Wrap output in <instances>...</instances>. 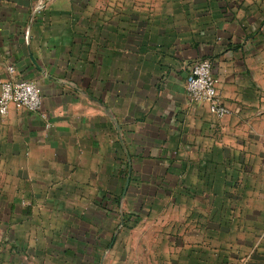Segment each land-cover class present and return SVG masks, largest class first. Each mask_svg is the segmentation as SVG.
I'll return each instance as SVG.
<instances>
[{
    "label": "crops",
    "instance_id": "0c3cea01",
    "mask_svg": "<svg viewBox=\"0 0 264 264\" xmlns=\"http://www.w3.org/2000/svg\"><path fill=\"white\" fill-rule=\"evenodd\" d=\"M202 59L227 116L187 98ZM9 65L42 103L0 116V264H264V0H0ZM157 216L180 243L122 260Z\"/></svg>",
    "mask_w": 264,
    "mask_h": 264
},
{
    "label": "built area",
    "instance_id": "2783aa9c",
    "mask_svg": "<svg viewBox=\"0 0 264 264\" xmlns=\"http://www.w3.org/2000/svg\"><path fill=\"white\" fill-rule=\"evenodd\" d=\"M6 70L8 77L0 82V116H5L10 106L38 112L42 99L35 83L16 78L12 65L7 66ZM185 89L188 100L191 103H205L211 115L221 118L230 114L220 99L218 80L208 59L199 60L191 66Z\"/></svg>",
    "mask_w": 264,
    "mask_h": 264
},
{
    "label": "rangeland",
    "instance_id": "374dc122",
    "mask_svg": "<svg viewBox=\"0 0 264 264\" xmlns=\"http://www.w3.org/2000/svg\"><path fill=\"white\" fill-rule=\"evenodd\" d=\"M263 175H264V173H263ZM235 206H237V208H238L241 206V204H237V205H233V206L231 204H228V205L217 204L218 210H220L221 213H225V214L229 212V209H231V207H235ZM245 208H247V212L249 213V218L253 219V220L249 219V221H254V223L261 224L260 220L257 221V215H258L260 209H262V206H261L260 202L259 203L257 202L256 197L252 200V203H250L248 205V207H245ZM233 211H235L234 208H233ZM159 219H160V216H157V219H154V220L153 219H147L145 221L144 220L139 221L140 224L137 225L138 228L136 229V231H134L133 233H128V232L124 231L125 234H122L121 236H119L120 243L122 244V247H123V251L120 252L122 260L132 259L133 261L137 260V262H140L143 259L146 260V258H148L150 256V252L146 251V249L148 247H150V249H154V251L151 253L153 258L161 257L162 254L160 252V249L157 250L156 246L157 245L159 246L160 244H165V241L163 240V237L161 236L162 234H166L165 238H166L168 244L177 245L180 243L178 236L174 235L175 239L173 236L171 238L172 239L171 240L169 237L170 234H168V230L166 229L164 231V229H162V227H161V226L165 227V224L168 227L170 223H168L166 220L160 221ZM175 223L176 222H174V224ZM203 223H204L203 226H205V227H210L212 229L219 228V230H221L220 231L221 233H220V235H214V236H206V235L201 236L200 237V243L203 245L206 244L207 245L206 247H208V249L211 246H217V245L220 246V248H224V246L226 245V241H227L223 235V230H224V226H225L224 219L222 218L221 223H220L221 225L219 224V221L214 220V219L204 220ZM262 225H263V222H262ZM160 227H161V229H160ZM240 238L241 237H239L238 239H240ZM261 238L259 239V241L261 242V244H259V246L263 245V242H264ZM189 239L191 240V237H188V241H190ZM257 239H258V237H256V235H252L249 237H244L242 240H243V243L245 245L249 246V248L251 249L253 243L256 242ZM245 241H247V242L245 243ZM194 242H195V239L192 243H194ZM235 242L236 241H234L233 246L236 245ZM128 245L131 247V250H129V251H127L125 248ZM130 247H129V249H130ZM244 251L245 250H242V252H244ZM208 254H209L208 252L205 253V255H208ZM238 254L240 256L242 255V253H238ZM209 258H210V256L206 257L207 260H209ZM206 259L204 258V263L206 262ZM210 260H213V259L210 258Z\"/></svg>",
    "mask_w": 264,
    "mask_h": 264
}]
</instances>
